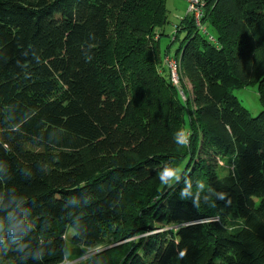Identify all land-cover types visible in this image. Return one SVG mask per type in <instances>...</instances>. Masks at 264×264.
I'll return each mask as SVG.
<instances>
[{
  "label": "trees",
  "instance_id": "trees-1",
  "mask_svg": "<svg viewBox=\"0 0 264 264\" xmlns=\"http://www.w3.org/2000/svg\"><path fill=\"white\" fill-rule=\"evenodd\" d=\"M203 12L162 55L166 0H0V264H264V0Z\"/></svg>",
  "mask_w": 264,
  "mask_h": 264
},
{
  "label": "rangeland",
  "instance_id": "rangeland-1",
  "mask_svg": "<svg viewBox=\"0 0 264 264\" xmlns=\"http://www.w3.org/2000/svg\"><path fill=\"white\" fill-rule=\"evenodd\" d=\"M166 7L168 9V17L167 22L162 27L164 35L160 36V50L161 54L163 55L165 52L166 46L171 42L173 38V34L176 29V25L179 24L180 20L184 18L187 14V4L185 0H166ZM185 31L180 32L178 39L173 42L170 46L169 55L173 56L175 53V50L179 44V40L184 36ZM162 59V58H161ZM176 59V58H175ZM177 60V59H176ZM164 62L161 60V65H163ZM165 65V64H164ZM180 82L181 78L178 72V79H177V85L180 88ZM185 83V90L188 88L189 85H187V81ZM179 94L182 98H184L183 92L181 89H179ZM232 94L237 97V99L240 101V103L251 113V115H256L259 113V111L262 109V105L259 101L258 97V90L257 85H247L245 87H241L238 89H233ZM136 102H138L139 109H142L145 104H149L148 100L146 99V96L143 98H137L135 99ZM224 172H226V169H232L231 166L223 164ZM173 227H176L173 226ZM164 229V228H162ZM162 229L158 228V230L153 231H145V233H142L140 235L129 237L128 239L124 240H117L113 241L114 243L111 244V246H126L129 242H133L134 240L143 239L151 234L155 233L156 231H161ZM166 229V228H165ZM73 234L72 228H70L66 235V242L69 249L73 248V245L71 244V235ZM92 251H89L87 254H85L83 257L76 258L70 254H66L64 260L60 264H86L85 259L90 255Z\"/></svg>",
  "mask_w": 264,
  "mask_h": 264
},
{
  "label": "built area",
  "instance_id": "built-area-1",
  "mask_svg": "<svg viewBox=\"0 0 264 264\" xmlns=\"http://www.w3.org/2000/svg\"><path fill=\"white\" fill-rule=\"evenodd\" d=\"M187 4V13L192 17L196 29L208 39L213 40L212 36L208 33V29L203 22V6L204 0H185ZM164 64L168 68V73L171 82L177 85L179 62L174 57L166 54L163 58Z\"/></svg>",
  "mask_w": 264,
  "mask_h": 264
},
{
  "label": "clouds",
  "instance_id": "clouds-1",
  "mask_svg": "<svg viewBox=\"0 0 264 264\" xmlns=\"http://www.w3.org/2000/svg\"><path fill=\"white\" fill-rule=\"evenodd\" d=\"M190 137H191V133L181 129L176 133V136L174 138V142L181 147H186L190 144ZM158 177L159 180L161 182V184L165 185L168 184L169 182L175 180L178 178V169L174 168L172 166H167L165 165L162 170L158 173ZM200 188H204L205 185L201 182L199 184ZM187 189H184L183 192L181 193L182 198L187 194ZM221 199H223V194H221L220 196ZM228 203H230V200L228 201ZM181 257L183 255H185V253H181L180 254Z\"/></svg>",
  "mask_w": 264,
  "mask_h": 264
},
{
  "label": "crops",
  "instance_id": "crops-1",
  "mask_svg": "<svg viewBox=\"0 0 264 264\" xmlns=\"http://www.w3.org/2000/svg\"><path fill=\"white\" fill-rule=\"evenodd\" d=\"M187 83H188V82H187ZM187 85H189V83H188ZM189 87H190V85H189Z\"/></svg>",
  "mask_w": 264,
  "mask_h": 264
}]
</instances>
